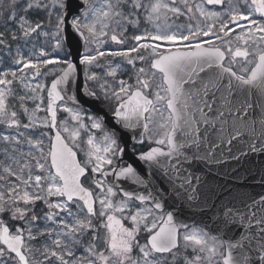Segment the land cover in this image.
I'll use <instances>...</instances> for the list:
<instances>
[{"label": "snow or ice", "instance_id": "6c2138e0", "mask_svg": "<svg viewBox=\"0 0 264 264\" xmlns=\"http://www.w3.org/2000/svg\"><path fill=\"white\" fill-rule=\"evenodd\" d=\"M76 7L0 0V264H264V0Z\"/></svg>", "mask_w": 264, "mask_h": 264}, {"label": "water", "instance_id": "95a60500", "mask_svg": "<svg viewBox=\"0 0 264 264\" xmlns=\"http://www.w3.org/2000/svg\"><path fill=\"white\" fill-rule=\"evenodd\" d=\"M79 0H67V7H68V12H69V19L71 18V16L73 14H75L78 9L76 7V5L78 4ZM79 38L76 36L75 33L72 32L71 28L69 27V34H68V38H67V43L70 44L72 46V50H73V54H75L76 52V45H75V41L78 40ZM82 50V49H81ZM80 81L81 83L83 82V69L81 68L80 70ZM229 163H232L231 161H229ZM244 167H250L249 163L243 162ZM257 191H259V189H256Z\"/></svg>", "mask_w": 264, "mask_h": 264}]
</instances>
